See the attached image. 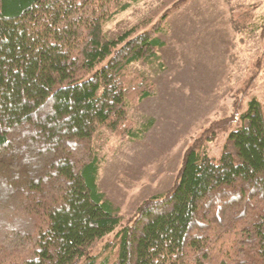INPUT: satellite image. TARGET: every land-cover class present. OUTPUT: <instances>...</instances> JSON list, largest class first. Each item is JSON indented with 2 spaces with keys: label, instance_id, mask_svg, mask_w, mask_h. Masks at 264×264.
I'll return each instance as SVG.
<instances>
[{
  "label": "trees",
  "instance_id": "trees-1",
  "mask_svg": "<svg viewBox=\"0 0 264 264\" xmlns=\"http://www.w3.org/2000/svg\"><path fill=\"white\" fill-rule=\"evenodd\" d=\"M186 1L150 29L108 37L104 24L129 0H0V264H264V103L256 97L245 108L235 97L227 116L204 125L171 186L115 231L123 215L97 185L93 137L105 129L137 139L152 124L130 117L155 84L129 64L160 60L167 17ZM259 28L264 38V14Z\"/></svg>",
  "mask_w": 264,
  "mask_h": 264
},
{
  "label": "rangeland",
  "instance_id": "rangeland-1",
  "mask_svg": "<svg viewBox=\"0 0 264 264\" xmlns=\"http://www.w3.org/2000/svg\"><path fill=\"white\" fill-rule=\"evenodd\" d=\"M129 1L126 10L104 24L108 37L130 28L132 34L150 29L176 0ZM263 14L264 0H188L167 17L160 60L129 64L155 84V93L134 105L130 117L136 126L149 119L152 124L137 139L121 140L105 129L93 137L97 185L123 215L114 231L142 200L171 186L186 146L209 121L227 116L235 97L243 108L252 97L264 103ZM231 17L243 31L234 30ZM253 74L245 92V81ZM224 137L209 144L211 155L219 154Z\"/></svg>",
  "mask_w": 264,
  "mask_h": 264
}]
</instances>
